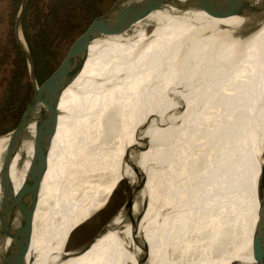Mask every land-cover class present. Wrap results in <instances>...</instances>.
Returning a JSON list of instances; mask_svg holds the SVG:
<instances>
[{"label":"bare ground","instance_id":"6f19581e","mask_svg":"<svg viewBox=\"0 0 264 264\" xmlns=\"http://www.w3.org/2000/svg\"><path fill=\"white\" fill-rule=\"evenodd\" d=\"M228 1L141 0L89 45L95 50L79 73L86 68L79 90L71 98L70 84L62 93L59 125L33 215L34 134L21 140L3 174L16 217L12 230L22 223L33 224L28 264H180L191 249H208L203 246L208 243L205 237L191 235L195 225L200 231L211 227L209 215L217 239L227 213L236 210L237 200L253 187L255 171L251 178L247 169L253 159L251 144L257 137L264 141V9L261 0H252L236 14L229 11ZM45 108L40 104V111ZM173 124L175 145L158 152L156 146ZM2 139L9 140L8 134ZM101 145L105 176L78 199L81 184L70 177L73 159L69 158L73 155L78 164L84 163L95 157ZM133 145L140 151L122 157L125 148ZM2 150L0 143V168L6 149ZM203 152L206 157L191 167ZM222 163L228 167L225 180L211 185L206 178L209 187L195 195L200 169L205 167L203 177L208 172L211 176L213 168L217 176ZM191 172L190 184L178 190ZM128 176L136 180L134 217L148 199L138 227L147 246L139 247L130 223L119 212L88 250L70 251L65 241L78 226L73 227L76 221L100 210L115 185ZM143 176L146 179L138 189ZM225 182L230 189L216 193ZM247 206L234 225L222 237L219 234L220 241L214 240L207 264L220 262L213 254L226 245L222 264L232 263L239 238L255 222L256 200H249ZM207 207L211 214L204 213ZM10 243L6 237L0 245V264H14L16 248Z\"/></svg>","mask_w":264,"mask_h":264},{"label":"rangeland","instance_id":"374dc122","mask_svg":"<svg viewBox=\"0 0 264 264\" xmlns=\"http://www.w3.org/2000/svg\"><path fill=\"white\" fill-rule=\"evenodd\" d=\"M18 1L19 0H0V136L7 134L16 126L23 108L26 106L25 103H28L27 101L30 100L33 93L29 65L22 50L24 47L31 55L22 34V18L25 11V25L29 35L31 38H33V42L35 43L34 45H42L44 63L42 65L40 74H46L52 70L61 60L71 40L95 15L109 8L114 0H27V10L25 8L22 15L19 27V39H17L15 24L22 0H20L19 4ZM50 13L51 15H48ZM94 50L95 47H91L88 50L89 54ZM85 69L72 81L70 85L69 90L71 98L74 97L80 88ZM36 81L39 80L36 78ZM28 89L29 91L27 92L26 90ZM20 99L25 101L21 105V107L24 106L22 110L21 108L13 109L12 103L14 100ZM34 127L35 123H31L28 126L24 139L34 134ZM137 135V133L134 134V139L137 137ZM33 136H31V138ZM228 138L231 137L228 136ZM229 140L230 139L227 140L228 144H230ZM176 141V125L173 124L171 125L168 134L162 138L160 143L156 146V150L158 152L168 151L175 145ZM0 143L2 149L4 150L7 147L8 139H2V142L0 141ZM103 146L101 145L99 149H97L96 155L99 156L98 158L96 155L95 157H90V160L87 158L86 162H81L79 163L80 165L78 164L76 157L75 159L72 157L73 155H71L69 158L70 161L73 159L71 162L70 177L75 184H81V187L79 186L80 191L78 190V199H81L82 195H84L87 190L95 187L99 180L105 176L104 167L102 164V161H104L105 158H101V150ZM137 149L138 147L136 145L125 148L122 157H125L129 151H134L135 153L140 151ZM139 149L142 148L140 147ZM207 151L208 150H206V152ZM206 152L197 154L196 159L191 163V167H195L196 165L200 164L201 160L206 157V154H208ZM85 163L87 167L85 166ZM228 183L229 182H225L220 188L217 189L216 193L221 192L224 188L230 189ZM135 187L136 180L134 177L128 176L120 179L119 183L115 185L114 190L108 197L106 204L100 210L84 219H79L81 221L77 220L73 225V227L77 225L78 226L72 231V234L69 237L68 249L70 250L71 248L79 247L95 236L96 233L109 221V219L120 210L121 206L125 203L131 188L133 196ZM247 194L248 195H244L242 196L243 198L237 200V202H239L237 205L235 204L237 206L235 207L236 210L231 212L233 210L232 209L227 213L224 222V224H226L224 226L225 228L222 227L221 230H219L220 232H217V239H214V232L216 231H214L212 228L213 215L208 216V219L210 220L208 222L211 227H205L200 231L199 227L195 225L191 237H196V239L198 237H205V241L208 243L203 246L208 245V249H204L203 247V251H198L197 249L192 250L190 248L192 253L189 252L190 254H185V257L182 259L180 264L209 263V251L212 249L216 240L220 241L218 237L219 234H221L220 236L222 237L224 235V231L230 229L229 225H234L235 221L240 218L241 213L248 210L247 203L249 200H252L253 202L255 201L253 187L247 191ZM146 197L149 198L150 204L154 203L150 196ZM211 210L212 209L207 207L204 210V213L211 214ZM254 226L255 222L252 223V225H249V228L239 238V241L237 242L235 258L231 264L255 263L251 252ZM209 235H211V237L208 238ZM196 242H199V240ZM225 247L227 248V245ZM224 250H222V252L218 251L219 253H217V255L213 254V256L220 258V262L215 264L223 263V260L227 254V251L225 252Z\"/></svg>","mask_w":264,"mask_h":264},{"label":"water","instance_id":"95a60500","mask_svg":"<svg viewBox=\"0 0 264 264\" xmlns=\"http://www.w3.org/2000/svg\"><path fill=\"white\" fill-rule=\"evenodd\" d=\"M140 1L141 0H114L109 8L95 15L86 24V26L71 40L65 54L57 63V65L46 74L42 73L40 75V78L38 79L39 81H36L35 78L34 64L31 55L24 47L22 49L29 65V73L33 93L29 102L25 106L16 126L7 133L9 136V140L0 168V245L3 244L6 237L11 239L10 244L12 246H15L16 248L15 260L13 262L14 264H28L26 257L31 246L33 224L29 222L22 223L17 230H12L11 226L12 223L16 220V217L11 206L10 192L9 190H7L3 174L8 168L13 156L15 155L21 140L25 137L28 126L31 123H35V133L33 136L31 159L32 199L30 213L31 215H33L34 205L36 204L38 197V187L40 184V179L46 173V170L48 168L49 152L59 125V106L62 93L82 71L84 64L88 58L89 45L95 39L100 38L105 32L111 29L132 6L136 5ZM251 1L252 0H229L227 5L228 7H230V12L233 11L236 14H240L243 13L246 8H248V6L252 4L250 3ZM26 3L27 0H22L16 19L15 29L17 33V39H19V27L22 15L26 8ZM261 3L264 9V0H261ZM221 13L223 14V12ZM40 104H45V110H39ZM255 140L256 144H251L253 159H251L252 162L250 161V167L247 168L250 171L249 176H251V178L253 175L251 173L255 171V178L252 185L254 188L256 209L254 235L251 242V252L255 261L254 264H264V146L261 147L259 146V143L257 144V142H260V145H262L264 141H261L259 137L255 138ZM254 146L256 147V149H253ZM242 159L243 158H239L238 162H241ZM247 159L249 160L248 157ZM234 161H236V159ZM225 163L218 165L219 174H217V176H215L216 174H214V168L211 170L213 174L209 176L208 172V175H206V177H203L205 167L200 169L202 178H200L201 181L199 183V186H197V189L195 191L197 193H195V195L200 193L201 191H204L207 186L209 187L208 183L204 184V180L206 178L208 181L210 178L211 185H213V182H222L221 180L224 179L225 173L228 170V162L226 163L227 165ZM132 167V169L135 170L136 166L132 165ZM207 168L208 167H206V170ZM193 174L194 172H191L189 174V179L186 177V182H180L178 184V190H182V187L188 184L191 179H193ZM191 176L192 178L190 179ZM143 179H146V177L143 176L141 178V181L137 185L138 189H140V187L142 186ZM181 185L182 187H180ZM186 189L188 192L187 196H189L192 188L188 187ZM182 195L184 194L180 193V197H182ZM147 205L148 199L143 203L141 211L134 217L132 212L133 203L131 188L129 195L125 203L121 206L120 210L109 219V221L96 233V235L83 245L76 248H71L70 251L74 250L75 253H83L88 250L90 246L95 242V240L108 230L110 223L112 222L114 217L118 215L119 212H123L125 218L130 223L132 237H134L139 247L141 249H144L147 246V240L145 238L144 232L138 233V227L144 215V212L147 209ZM71 234L72 232L67 235L65 241V245L67 248L68 240ZM8 262L10 263V259L8 260Z\"/></svg>","mask_w":264,"mask_h":264},{"label":"trees","instance_id":"16d2710c","mask_svg":"<svg viewBox=\"0 0 264 264\" xmlns=\"http://www.w3.org/2000/svg\"><path fill=\"white\" fill-rule=\"evenodd\" d=\"M19 3H20V0L18 1V4ZM26 10H27V8H26ZM25 14H26V11H25V13L23 15V18H22V34H23L24 40H25V42H26V44H27V46H28V48L30 50L31 56H32V60H33V64H34V70H35V76H36L37 79H39L40 75H41L40 74L41 73V68H42V65L44 63V59H43L44 54H43V51H42V45L41 44L40 45L36 44V46H35L34 45L35 43L33 42V38H31V36L29 35V32H28L27 27L25 25V22H26V20H25V16L26 15ZM48 15H51V13L48 14ZM29 89H30V87H29ZM29 89L26 90V91L28 92ZM22 99L14 100V102L12 103V108L13 109H20L21 108V110H22V108L24 106L21 107V105L25 102ZM27 102H29V101H27ZM25 104L27 105V103H25ZM24 108H23V110H24Z\"/></svg>","mask_w":264,"mask_h":264}]
</instances>
